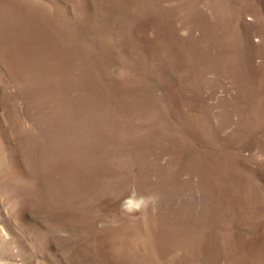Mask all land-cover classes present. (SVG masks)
<instances>
[{"label": "rangeland", "instance_id": "374dc122", "mask_svg": "<svg viewBox=\"0 0 264 264\" xmlns=\"http://www.w3.org/2000/svg\"><path fill=\"white\" fill-rule=\"evenodd\" d=\"M0 264H264V0H0Z\"/></svg>", "mask_w": 264, "mask_h": 264}]
</instances>
